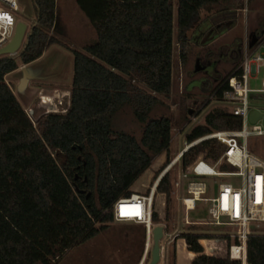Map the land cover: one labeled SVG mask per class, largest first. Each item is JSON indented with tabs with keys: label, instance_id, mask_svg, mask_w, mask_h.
I'll return each mask as SVG.
<instances>
[{
	"label": "trees",
	"instance_id": "16d2710c",
	"mask_svg": "<svg viewBox=\"0 0 264 264\" xmlns=\"http://www.w3.org/2000/svg\"><path fill=\"white\" fill-rule=\"evenodd\" d=\"M224 1L176 0L179 37L191 29L201 9L209 15L212 6ZM77 2L95 28L97 41L82 52L72 49L73 79L65 113H49L34 125L4 81L19 67L17 59L29 63L52 43L68 47L49 34L55 0H33L35 24L22 48L0 56V264H51L57 250L99 234L113 221L115 201L129 197L133 183L169 147L170 117L151 118L149 113L158 95L171 91L173 0ZM187 45L181 39L182 63ZM124 106L143 124L140 139L113 129V117ZM241 126L239 116L214 108L186 140ZM223 148L214 138L202 140L182 154L181 165L189 166L200 155L216 160ZM156 189L168 196L167 173ZM152 220L160 222L157 211ZM183 237L188 249L179 243L178 264H239L203 254L200 242L207 246L206 234ZM247 262L264 264V234L248 237Z\"/></svg>",
	"mask_w": 264,
	"mask_h": 264
},
{
	"label": "rangeland",
	"instance_id": "374dc122",
	"mask_svg": "<svg viewBox=\"0 0 264 264\" xmlns=\"http://www.w3.org/2000/svg\"><path fill=\"white\" fill-rule=\"evenodd\" d=\"M18 10L14 15L18 21L27 24V32L35 24L33 0H17ZM214 12L207 15V9H201L192 21L191 29L179 37L176 27V0H173V51H172V85L168 95H158V103L153 106L149 116H169L171 119V138L169 147L157 155L150 165L133 183L132 190L147 191L146 185H151L160 171L175 158V154L183 146L187 134L197 124H202L206 115L214 108H222L215 97V86L229 71H236L242 58V49L247 40L248 45L264 37V0H228L212 6ZM232 22V23H231ZM219 27V28H218ZM49 34L60 43L66 44L67 55L60 53L61 45H51L47 55L40 61L29 66L45 74L46 83H67L73 77L72 49L82 52L84 46L97 41V34L92 23L80 8L77 0H55V21ZM181 39L187 42V59L182 63L180 58ZM67 48V47H66ZM20 65V60L17 59ZM196 63L211 66L212 70L194 71ZM7 75V74H6ZM4 77V81L14 90L17 99L24 103L26 92H32L36 98L38 82L24 88L21 70ZM264 75L262 66L255 78L249 83L251 88H259ZM142 86V85H141ZM146 89V87L142 86ZM12 90V91H13ZM29 90V91H27ZM214 91V92H213ZM56 92V91H55ZM30 95V93H27ZM51 103L58 105V98L63 101V107H69L70 93L62 99V94L56 92ZM45 100H49L44 98ZM69 100V103H68ZM254 104L264 110V97L254 99ZM57 105V106H56ZM51 107V106H50ZM54 107V106H52ZM45 104L35 106L32 111H26L33 124L37 125L43 117ZM58 109V108H57ZM68 109V108H67ZM198 115V117H197ZM35 122V123H34ZM113 129L125 131L140 139L143 124L132 114L129 106H124L113 117ZM249 151L264 160V134L250 135L247 138ZM181 160L174 163L168 171L170 192L168 196L158 192L155 197V210L160 222L165 225L169 235L168 264L179 260L176 252L177 237L175 232L204 233L211 239L219 241L214 255L224 256L223 236H216L218 228L210 225H183L182 205L180 198L184 196V186H175ZM233 180V179H232ZM212 188L208 196H214L220 179L205 178ZM236 181V180H233ZM163 202L165 204L163 205ZM125 211H124V210ZM121 208L122 213H129L127 206ZM167 215V217H166ZM192 220L206 217V205L197 204V209L189 214ZM257 232L264 234V223L255 227ZM225 232L230 228H224ZM230 241V239H229ZM145 228L144 225L132 221H112L99 234L86 241H75L64 250H57L51 258V264H143L150 261V251L144 255ZM174 254V255H173Z\"/></svg>",
	"mask_w": 264,
	"mask_h": 264
},
{
	"label": "built area",
	"instance_id": "2783aa9c",
	"mask_svg": "<svg viewBox=\"0 0 264 264\" xmlns=\"http://www.w3.org/2000/svg\"><path fill=\"white\" fill-rule=\"evenodd\" d=\"M16 10H18L17 0H0V49L6 46L14 36L18 22L13 13ZM262 66H264V37L250 45L246 40L237 70L232 72L215 90L216 100L220 102L221 107L241 118V129L213 130L191 142L185 140L174 158L176 164L187 149L205 139L214 138L224 146L216 160L205 159L200 155L189 166L181 165L177 171L175 186L178 187L182 184L185 190L184 196L180 198L183 209L182 224L210 225L218 228L219 233L216 236H223L224 239V256L220 257H228L239 264H248L247 239L257 232L256 226L264 223V160L251 153L247 147L248 136L264 134V124L261 120L256 123L249 122V115L253 110L264 112L254 104V99L264 97V75L259 88H251L249 83L251 78L256 77ZM55 93L50 95L39 93L38 103L46 105L42 112L43 116L67 111L68 107H61L63 101L59 98L57 100L60 106L57 107L58 109L55 107V103H51L54 99L53 95H57ZM44 96L51 97L52 100H45ZM66 96L67 92H63L61 97L63 99ZM26 111H32V109L28 108ZM174 159L160 171L151 185L145 186L148 187L147 191H132L129 197H121L113 204L114 221H132L144 225L143 256L151 251L153 228L156 225L163 227L157 264H168L169 245L172 241L167 239L169 233H167L165 225L152 220V213L156 211L154 208L155 197L158 193L156 188L161 178L173 166ZM222 165H226L230 169H223ZM205 178L220 179L216 195L208 196L211 187ZM124 202L130 211L126 214L127 216H123L119 209L124 205ZM188 202H191V205ZM200 202L206 205L207 216L192 220L189 214L197 209V204ZM164 204L165 202H163ZM137 212L139 215L135 214ZM224 228L230 229L225 232ZM184 234L187 233L175 232V237H177V241H182L185 248L188 249ZM201 240L199 239V242ZM203 240L207 241V246L200 242L203 248L202 253L218 256L214 255L213 251L216 249L215 245L220 242L211 238ZM179 245V243L175 245L176 252H179ZM143 261L144 257L139 264H143Z\"/></svg>",
	"mask_w": 264,
	"mask_h": 264
},
{
	"label": "water",
	"instance_id": "95a60500",
	"mask_svg": "<svg viewBox=\"0 0 264 264\" xmlns=\"http://www.w3.org/2000/svg\"><path fill=\"white\" fill-rule=\"evenodd\" d=\"M27 33V24L23 21H18L13 38L6 46L0 49V56L17 53L22 48ZM200 70L211 71L212 67L196 63L194 71ZM21 71L23 72L22 84L24 85L31 76L24 67L21 68ZM259 120L264 124V112L253 110L249 115V122L256 123ZM152 234L153 245L150 251V261L148 264H157L159 260V241L163 235V227L161 225H156L152 230Z\"/></svg>",
	"mask_w": 264,
	"mask_h": 264
},
{
	"label": "crops",
	"instance_id": "0c3cea01",
	"mask_svg": "<svg viewBox=\"0 0 264 264\" xmlns=\"http://www.w3.org/2000/svg\"><path fill=\"white\" fill-rule=\"evenodd\" d=\"M21 21V20H20ZM56 43H52V44H49L45 50L43 51V53L41 54L40 57H38L37 59L29 62V63H20L19 67L13 71H11L10 73H8L6 76H9V75H12L14 74L15 72L21 70L22 67H24L27 72L29 73V75L31 76L30 78H28L27 82L23 85L24 88L26 87H29V85L33 84V83H39L40 85L38 86L37 88V93H36V98L35 100H33V97H32V92H26V96L24 97V103L21 102L19 99L18 101L20 102V104L22 105V107L26 110L27 108H34L35 106L38 105V95L39 93H45V94H53L55 91L56 92H59L60 94H62L63 92H67L70 93V89H71V85H72V81L70 82H67V83H60L57 84V83H46L45 82V74L42 73L41 71H37V69H29V66L33 65L34 63L42 60L46 55H47V51L48 49L50 48L51 45H54ZM61 45V44H60ZM61 49L59 50L60 53L63 55H67L65 51H68L67 49L70 47H65V46H60ZM73 61H74V56H73ZM73 79V77H72ZM13 90V89H12ZM29 91V90H27ZM13 93H14V90H13ZM27 93H30L27 94ZM46 99H49V100H52V98H46ZM33 110V109H32ZM175 160V159H174ZM212 188H210L209 192L211 191ZM131 190H132V187H131ZM133 191V190H132ZM208 192V193H209Z\"/></svg>",
	"mask_w": 264,
	"mask_h": 264
},
{
	"label": "bare ground",
	"instance_id": "6f19581e",
	"mask_svg": "<svg viewBox=\"0 0 264 264\" xmlns=\"http://www.w3.org/2000/svg\"><path fill=\"white\" fill-rule=\"evenodd\" d=\"M68 95V94H67ZM44 98H51V97H48V96H44ZM174 163H175V160H174ZM189 205H191V202H188ZM124 206H127L126 205V202H124V205H122L121 207H119L120 209V212H121V208L123 209ZM124 210V209H123ZM125 211V210H124ZM122 213V212H121ZM123 216H127L125 213H122Z\"/></svg>",
	"mask_w": 264,
	"mask_h": 264
},
{
	"label": "snow or ice",
	"instance_id": "6c2138e0",
	"mask_svg": "<svg viewBox=\"0 0 264 264\" xmlns=\"http://www.w3.org/2000/svg\"><path fill=\"white\" fill-rule=\"evenodd\" d=\"M136 215H139V213L137 212V213H135Z\"/></svg>",
	"mask_w": 264,
	"mask_h": 264
},
{
	"label": "flooded vegetation",
	"instance_id": "af4514ba",
	"mask_svg": "<svg viewBox=\"0 0 264 264\" xmlns=\"http://www.w3.org/2000/svg\"><path fill=\"white\" fill-rule=\"evenodd\" d=\"M232 23V22H231ZM219 28V27H218Z\"/></svg>",
	"mask_w": 264,
	"mask_h": 264
}]
</instances>
